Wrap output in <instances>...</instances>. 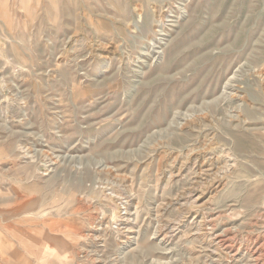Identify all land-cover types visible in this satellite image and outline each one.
Masks as SVG:
<instances>
[{
    "label": "rangeland",
    "instance_id": "rangeland-1",
    "mask_svg": "<svg viewBox=\"0 0 264 264\" xmlns=\"http://www.w3.org/2000/svg\"><path fill=\"white\" fill-rule=\"evenodd\" d=\"M263 243L264 0H0V264H264Z\"/></svg>",
    "mask_w": 264,
    "mask_h": 264
},
{
    "label": "bare ground",
    "instance_id": "bare-ground-1",
    "mask_svg": "<svg viewBox=\"0 0 264 264\" xmlns=\"http://www.w3.org/2000/svg\"><path fill=\"white\" fill-rule=\"evenodd\" d=\"M222 187H223V185H222L221 181H215L213 184H211V186L208 189H205L202 191H197L196 192L197 193L196 194V196H197L196 201L198 203V206L196 205V208H202L204 205L210 203V201L221 190ZM206 197H208V199H206ZM197 214H198V212H193L189 215L194 216L195 218H199V216ZM201 221H202V225L204 227H207V226H210L212 224L213 219L208 221V219L202 217ZM201 221H200V223H201ZM218 228L219 227L215 224V225H212V228L210 229L212 232H216V240H217V242L219 241L218 244H221L222 246H224V248L232 249L234 247V246L232 247V243H233L232 242V240H233L232 234L228 230H223L222 232L218 233L217 232ZM205 231H206V229H205ZM92 236H94V235H92ZM218 247H220V246H218ZM260 248L261 247H259V246L257 248H255V251L253 253L254 258H255L254 261H255V263L257 262L258 264H261V255L262 254H260L261 253ZM262 253H263V251H262Z\"/></svg>",
    "mask_w": 264,
    "mask_h": 264
}]
</instances>
